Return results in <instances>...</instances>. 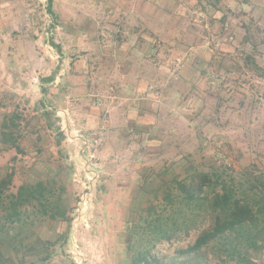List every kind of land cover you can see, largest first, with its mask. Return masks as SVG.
I'll list each match as a JSON object with an SVG mask.
<instances>
[{
    "label": "rangeland",
    "instance_id": "rangeland-1",
    "mask_svg": "<svg viewBox=\"0 0 264 264\" xmlns=\"http://www.w3.org/2000/svg\"><path fill=\"white\" fill-rule=\"evenodd\" d=\"M52 10L0 0V123L15 113L21 134L19 151L0 142V179L13 173L5 193L40 181L45 195L11 224L0 207V264H129V225L167 185L176 192L188 164L241 181L264 172V0H52ZM46 199L66 220L44 213ZM197 233L151 253L175 263ZM221 243L196 264H224ZM253 260L264 264V247Z\"/></svg>",
    "mask_w": 264,
    "mask_h": 264
},
{
    "label": "trees",
    "instance_id": "trees-1",
    "mask_svg": "<svg viewBox=\"0 0 264 264\" xmlns=\"http://www.w3.org/2000/svg\"><path fill=\"white\" fill-rule=\"evenodd\" d=\"M47 11L54 15L52 0H47ZM245 41H250L248 36ZM53 77L44 78L51 82ZM52 110H46L50 113ZM18 116L4 114L0 123V142L20 150ZM226 166H211L208 170H195L188 164L182 178H173V185L166 186L162 204L149 202L129 225L130 240L127 244L129 264H196L195 256L206 247L221 241L222 255L218 261L226 264H255L254 254L264 247V172L249 168L239 177L227 171ZM13 173L0 179V207L7 210L8 223L20 220L19 208L31 199H42L43 183L21 184L15 193H5L12 182ZM239 178V179H238ZM41 203L49 218L66 220V210L61 203ZM174 205H177L174 206ZM48 208V209H47ZM49 210V211H48ZM206 223L201 227V224ZM198 229L194 240L176 250L180 260L167 262L151 253L160 241H172L189 236ZM139 230V232L137 231ZM8 233L1 224L0 240ZM135 235L137 236L134 241ZM138 240V242H137ZM202 264H210L205 261Z\"/></svg>",
    "mask_w": 264,
    "mask_h": 264
},
{
    "label": "crops",
    "instance_id": "crops-1",
    "mask_svg": "<svg viewBox=\"0 0 264 264\" xmlns=\"http://www.w3.org/2000/svg\"><path fill=\"white\" fill-rule=\"evenodd\" d=\"M178 160V159H177ZM179 161V160H178ZM169 169V168H168Z\"/></svg>",
    "mask_w": 264,
    "mask_h": 264
}]
</instances>
